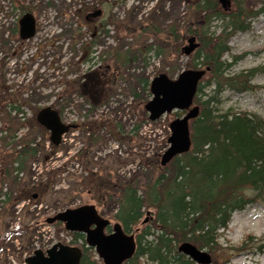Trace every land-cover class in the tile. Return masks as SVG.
<instances>
[{
	"label": "rangeland",
	"instance_id": "rangeland-1",
	"mask_svg": "<svg viewBox=\"0 0 264 264\" xmlns=\"http://www.w3.org/2000/svg\"><path fill=\"white\" fill-rule=\"evenodd\" d=\"M198 1L0 0V129L10 130L0 131V264H26L25 257L35 249L45 251L57 242L80 244L63 223L49 224L47 218L95 204L114 224L117 201L101 205L90 190L101 189L109 178L137 176L143 181V175L159 172L169 125L185 111L151 121L145 105L152 94L142 90L141 82L161 73L173 78L186 68L182 47L201 30ZM242 2L250 13L264 6V0ZM96 11L101 14L93 15ZM25 12L37 19V33L29 40H21L18 31ZM247 20L250 27L228 39L230 51L223 56L232 64L225 77L243 74L238 76L243 79L252 71L247 88L236 91L224 82L212 105L219 111L256 113L264 120V14ZM224 24L215 19L211 29L219 32ZM172 26L187 30L178 42L164 34ZM151 30L161 33L154 36ZM118 53L117 62L113 56ZM206 80L209 75L202 83ZM214 89L210 83L204 98L215 95ZM9 100L22 112L9 114ZM47 106L58 110L64 123L77 125L58 149L49 143L50 132L36 124L38 112ZM13 133L28 135L40 146L18 176L8 164L17 146V137L9 136ZM72 163L74 169L63 174ZM23 183L36 194L30 202L20 192ZM19 197L23 199L17 201ZM148 215L146 211L142 220ZM204 250L211 255L210 264H264V202L234 211L227 228L219 231L216 248Z\"/></svg>",
	"mask_w": 264,
	"mask_h": 264
},
{
	"label": "trees",
	"instance_id": "trees-1",
	"mask_svg": "<svg viewBox=\"0 0 264 264\" xmlns=\"http://www.w3.org/2000/svg\"><path fill=\"white\" fill-rule=\"evenodd\" d=\"M195 10L202 18L201 30L196 31L200 46L188 56L185 66L186 69L210 67V70L199 82L194 96L200 112L190 121V150L174 157L166 166L157 161L159 172L154 176L143 175V181L137 176L109 178L101 189L90 190L95 191L101 205L116 200L118 209L114 219L125 232L135 233V253L124 264H195L178 250L180 243L190 241L200 249L213 250L218 245L219 231L227 228L234 211L251 203L264 202L263 118L248 111H219L212 105L224 82L236 91L247 88L252 71L243 79L239 78L243 74L225 77L232 64L223 60V56L230 51L228 39L236 31L247 30L250 27L247 19L264 13V6L250 13L242 0H235L233 9L226 13L213 0H199ZM215 19L225 22L219 32L211 29ZM186 31L172 26L162 32L178 42ZM151 33L157 36L161 32L151 30ZM113 58L117 62L121 60L119 53ZM208 75L210 80L203 84ZM210 83L214 84L216 94L205 99V88ZM141 86L150 96V81L142 79ZM7 106L9 114L22 112L13 100H9ZM13 119L10 118L9 124ZM142 124L138 123L136 128ZM2 130L10 132L9 128ZM15 134L9 136L16 138ZM51 145L53 149L58 148ZM39 151L40 146L28 135L17 137V146L9 154L8 164L18 176ZM31 188L21 184L22 196L33 197ZM21 199L23 197L17 201ZM146 211L148 221L142 223ZM140 222L142 227H139ZM71 234L74 240L82 241L80 264H96L93 249L86 246L84 234Z\"/></svg>",
	"mask_w": 264,
	"mask_h": 264
},
{
	"label": "water",
	"instance_id": "water-1",
	"mask_svg": "<svg viewBox=\"0 0 264 264\" xmlns=\"http://www.w3.org/2000/svg\"><path fill=\"white\" fill-rule=\"evenodd\" d=\"M220 3L226 9L230 5V0H220ZM36 27L37 21L34 14L26 12L19 20L21 39L34 37ZM199 46L197 37L192 35L187 38V44L182 47V53L189 56ZM209 70L210 67L184 69L173 78L166 73H161L151 81L152 97L145 105L151 121L158 120L164 114L173 111H185L183 116L170 123L169 146L161 157L162 166H166L174 157L191 148L190 121L200 112L199 105L194 104V96L199 82ZM37 121L50 131V139L55 145L60 144L65 132L75 127L72 124H65L58 110L52 106L42 108L37 114ZM147 220L145 219L144 222ZM56 221L63 222L68 231L84 233L88 245L95 248L104 264H123L135 253L134 233H126L119 222L113 225L112 232L106 233L105 229L111 221L102 217L94 204L68 208L47 219L50 224ZM178 250L198 264L212 262L211 255L207 251L198 248L190 241L180 243ZM81 256L80 247L58 242L47 251L35 250L26 261L28 264H79Z\"/></svg>",
	"mask_w": 264,
	"mask_h": 264
},
{
	"label": "flooded vegetation",
	"instance_id": "flooded-vegetation-1",
	"mask_svg": "<svg viewBox=\"0 0 264 264\" xmlns=\"http://www.w3.org/2000/svg\"><path fill=\"white\" fill-rule=\"evenodd\" d=\"M233 2H234V0H230V5L228 6L227 9H223V12L229 13L233 9V5H234ZM218 3H220V0H218ZM92 14L93 15H96V14H99L100 15L101 14V11H96V12H93ZM18 31H19V29H18ZM108 67L111 68L110 65ZM108 229H110L109 226L106 227V231L107 232H108Z\"/></svg>",
	"mask_w": 264,
	"mask_h": 264
},
{
	"label": "built area",
	"instance_id": "built-area-1",
	"mask_svg": "<svg viewBox=\"0 0 264 264\" xmlns=\"http://www.w3.org/2000/svg\"><path fill=\"white\" fill-rule=\"evenodd\" d=\"M63 141H65V137L63 138ZM75 166L78 167V166H80V165H79V163L77 162V163L75 164ZM79 168H80V170H82V167H81V166H80ZM72 169H74L73 163L67 166V169H66V171H65L64 173H68L69 170H72ZM79 172H81V171H79Z\"/></svg>",
	"mask_w": 264,
	"mask_h": 264
}]
</instances>
